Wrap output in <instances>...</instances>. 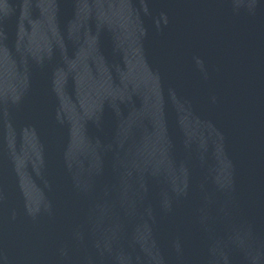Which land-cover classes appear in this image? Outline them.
I'll return each instance as SVG.
<instances>
[{"label": "water", "instance_id": "1", "mask_svg": "<svg viewBox=\"0 0 264 264\" xmlns=\"http://www.w3.org/2000/svg\"><path fill=\"white\" fill-rule=\"evenodd\" d=\"M0 264H264V0H0Z\"/></svg>", "mask_w": 264, "mask_h": 264}]
</instances>
